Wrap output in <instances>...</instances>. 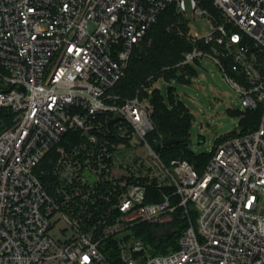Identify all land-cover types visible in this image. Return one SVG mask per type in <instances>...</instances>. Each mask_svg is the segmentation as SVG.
<instances>
[{
	"label": "built area",
	"instance_id": "built-area-1",
	"mask_svg": "<svg viewBox=\"0 0 264 264\" xmlns=\"http://www.w3.org/2000/svg\"><path fill=\"white\" fill-rule=\"evenodd\" d=\"M211 1L217 17L199 0H0V109L15 115L0 134V264H264V0ZM171 6L215 26L188 34L180 66L213 60L262 110L201 173L161 159L151 91L115 92ZM178 212L177 248L155 253L142 227L169 235Z\"/></svg>",
	"mask_w": 264,
	"mask_h": 264
},
{
	"label": "trees",
	"instance_id": "trees-1",
	"mask_svg": "<svg viewBox=\"0 0 264 264\" xmlns=\"http://www.w3.org/2000/svg\"><path fill=\"white\" fill-rule=\"evenodd\" d=\"M199 2L202 9L216 17L218 16L211 0H199ZM188 34L187 20L183 18V15L177 14L174 6L169 7L160 15L147 37L135 48L126 77L119 82L115 92L123 99H131L142 87V96L146 97L147 93L143 89L147 90L153 87L154 82L161 76L167 80L177 78L182 83H190L192 79L197 77V73L191 65L180 66L185 54L191 52L193 48L188 40ZM199 47L209 51V48L203 44H200ZM195 63L200 64L199 61ZM225 67L232 76L231 66L228 62H225ZM239 81L241 80L239 79ZM174 91V88H169L168 93L173 96ZM150 100L154 109L153 121L156 126V133L153 138L188 140L187 146L177 144L165 147L160 151L159 154L163 162L169 164L172 160H184L192 164L201 173L209 163L211 154L197 157L187 150L190 145L189 129L192 120L189 111L181 103L172 104L171 107L166 106L158 91L152 92ZM261 116L262 110L260 108L256 111L247 110L241 119L239 133H233L220 142L258 129ZM14 118L15 115L10 110L0 109V134L12 125ZM49 161L47 158L41 164L42 170H47L50 167ZM174 226L175 232L157 238L154 234L155 228L145 225L142 227V236L149 245L153 246L155 253H165L171 248H177V241L187 227L185 220L181 219L180 212H178Z\"/></svg>",
	"mask_w": 264,
	"mask_h": 264
},
{
	"label": "rangeland",
	"instance_id": "rangeland-1",
	"mask_svg": "<svg viewBox=\"0 0 264 264\" xmlns=\"http://www.w3.org/2000/svg\"><path fill=\"white\" fill-rule=\"evenodd\" d=\"M183 18L187 20L188 33L192 36L205 37L215 30L208 17L196 19L189 14ZM199 63L191 65L197 77L190 83H182L177 78L167 80L161 76L153 87L146 90V93L158 91L168 107L178 103L186 107L192 117L187 150L197 157L210 155L221 140L239 133L241 119L247 111L242 106L240 93L229 83L219 66L206 58ZM169 88L175 89L173 96L168 93ZM146 104L153 108L150 99ZM261 205L264 208V199Z\"/></svg>",
	"mask_w": 264,
	"mask_h": 264
},
{
	"label": "water",
	"instance_id": "water-1",
	"mask_svg": "<svg viewBox=\"0 0 264 264\" xmlns=\"http://www.w3.org/2000/svg\"><path fill=\"white\" fill-rule=\"evenodd\" d=\"M177 144H183V145H188V140L187 139H181V140H175V139H167L165 140V146L166 147H170L173 145H177ZM157 149H159V146H157Z\"/></svg>",
	"mask_w": 264,
	"mask_h": 264
}]
</instances>
